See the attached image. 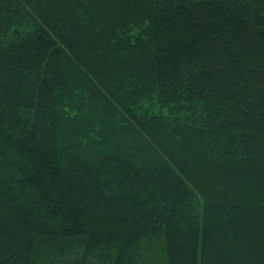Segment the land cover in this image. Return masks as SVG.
Returning a JSON list of instances; mask_svg holds the SVG:
<instances>
[{
	"label": "trees",
	"instance_id": "1",
	"mask_svg": "<svg viewBox=\"0 0 264 264\" xmlns=\"http://www.w3.org/2000/svg\"><path fill=\"white\" fill-rule=\"evenodd\" d=\"M158 244L264 264V0H0V264Z\"/></svg>",
	"mask_w": 264,
	"mask_h": 264
},
{
	"label": "rangeland",
	"instance_id": "2",
	"mask_svg": "<svg viewBox=\"0 0 264 264\" xmlns=\"http://www.w3.org/2000/svg\"><path fill=\"white\" fill-rule=\"evenodd\" d=\"M159 244L158 247L156 246L155 248L152 249V255L148 257V261H145V264H164V258L162 256V253L160 252ZM66 247L72 248V245L68 244V246ZM69 248L67 249L68 254L71 253V250ZM37 261H40V259L38 258Z\"/></svg>",
	"mask_w": 264,
	"mask_h": 264
}]
</instances>
